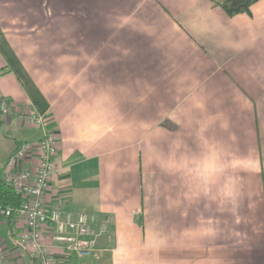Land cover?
Here are the masks:
<instances>
[{
  "label": "crops",
  "instance_id": "obj_1",
  "mask_svg": "<svg viewBox=\"0 0 264 264\" xmlns=\"http://www.w3.org/2000/svg\"><path fill=\"white\" fill-rule=\"evenodd\" d=\"M223 1L0 0V178L41 112L46 204L105 228L99 256L56 264H264V0ZM26 227L0 216L13 264H38Z\"/></svg>",
  "mask_w": 264,
  "mask_h": 264
},
{
  "label": "built area",
  "instance_id": "obj_2",
  "mask_svg": "<svg viewBox=\"0 0 264 264\" xmlns=\"http://www.w3.org/2000/svg\"><path fill=\"white\" fill-rule=\"evenodd\" d=\"M13 113L9 103L0 98V122ZM20 118L23 122L41 127L43 137L36 142L23 143L10 155L4 178L23 196V200L16 208L0 205V216L25 218L27 227L20 234V242L36 257L38 264H56L54 254L57 251L76 258L99 256L98 243L105 228L96 230L88 212L84 210H65L46 204L51 181L59 172L56 163L57 136L48 128V117L31 110L20 112ZM33 152L38 154L36 164L17 168ZM108 221V218L105 219L103 226H107ZM47 227L51 231V242L46 241ZM0 264H13L1 235Z\"/></svg>",
  "mask_w": 264,
  "mask_h": 264
},
{
  "label": "trees",
  "instance_id": "obj_3",
  "mask_svg": "<svg viewBox=\"0 0 264 264\" xmlns=\"http://www.w3.org/2000/svg\"><path fill=\"white\" fill-rule=\"evenodd\" d=\"M257 1L258 0H225L221 5L229 15H235L241 12H250L251 6ZM22 200L23 196L16 192L13 185L6 178L1 177L0 205L16 208L21 204Z\"/></svg>",
  "mask_w": 264,
  "mask_h": 264
}]
</instances>
